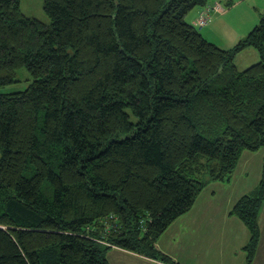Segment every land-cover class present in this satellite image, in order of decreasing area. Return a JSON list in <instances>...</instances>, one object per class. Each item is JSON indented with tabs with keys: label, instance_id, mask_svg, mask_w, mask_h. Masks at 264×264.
I'll list each match as a JSON object with an SVG mask.
<instances>
[{
	"label": "trees",
	"instance_id": "trees-1",
	"mask_svg": "<svg viewBox=\"0 0 264 264\" xmlns=\"http://www.w3.org/2000/svg\"><path fill=\"white\" fill-rule=\"evenodd\" d=\"M214 2L45 0L46 23L0 0V88L33 79L0 92V264H111L113 246L171 263L161 235L264 148V17L224 50L187 21ZM262 174L232 209L249 262Z\"/></svg>",
	"mask_w": 264,
	"mask_h": 264
},
{
	"label": "crops",
	"instance_id": "crops-1",
	"mask_svg": "<svg viewBox=\"0 0 264 264\" xmlns=\"http://www.w3.org/2000/svg\"><path fill=\"white\" fill-rule=\"evenodd\" d=\"M257 6L259 5L257 4ZM262 7L264 11V5ZM199 12L200 10L197 11L198 17ZM198 17L192 18L193 21L195 22ZM250 22L248 21L247 24H253V22ZM243 35L238 33L235 41L241 40L244 37ZM250 154L252 152L243 151L230 178L211 182L204 187L196 198L193 207L186 214L176 218L161 235L156 246L163 254L169 256L172 260L171 263L154 260L121 247H112L109 250L108 261L111 264H264V203L258 215L261 235L251 262H249L247 256V246L251 239V233L247 225L232 214L234 205L244 195L252 194L257 189L263 176L264 160L261 163L263 167L260 169L259 166L260 171H257L256 174L258 183L255 184V188H252L253 185L249 184H242L243 189L236 186L239 173L241 175L248 173L244 168L250 163L244 158ZM262 155L264 159V154ZM236 172L238 173L237 177ZM223 193H225V207L221 209L212 208V203ZM198 204H207L208 208L202 205L199 207ZM197 206L199 207L198 210H196Z\"/></svg>",
	"mask_w": 264,
	"mask_h": 264
},
{
	"label": "rangeland",
	"instance_id": "rangeland-1",
	"mask_svg": "<svg viewBox=\"0 0 264 264\" xmlns=\"http://www.w3.org/2000/svg\"><path fill=\"white\" fill-rule=\"evenodd\" d=\"M217 1L223 3L225 12H222L221 14H214L215 16L209 24L202 27L198 26V29L201 31L202 35H204L205 38H207L211 43H215L216 45H218L221 49H232L240 41H235L238 33L244 34V37L242 38L244 39L249 34V31L259 25L260 20L264 17V11L262 9V6L264 5L262 3L264 2V0ZM257 4L259 6H257ZM232 5H234V7H232ZM20 9L27 17H33L38 19L39 21L41 20L46 23L51 22L45 10V0H21ZM198 10L199 9L191 11L190 16L187 17V21L189 23L194 22L192 18L198 17ZM248 21L253 22V24H247ZM259 58L260 55L258 50L254 47H249L248 49L238 53V55L235 57V64L237 65L238 69L245 70L261 61ZM17 79L19 80L18 83L8 85V87L0 88V92L6 94L20 92L27 89L33 81L32 75L26 67H22L19 69L17 73ZM129 112L131 113V118L136 121V117L133 115L132 111L130 110ZM262 154H264V148L255 150L254 152H252V154L244 158V160L247 159L250 164L246 165V168H244V170H247V174L243 173L241 175L239 173V177L236 181V186L238 188L243 189L244 187L242 186V184L253 185L252 188H255V184L258 183V178L256 175L257 171H260L261 167H263V164H261L264 160ZM259 166L260 169H258ZM235 174L237 177L238 173L236 172ZM224 196L225 193L221 194V196L218 197L214 203H212V208H224ZM200 205L208 208L207 204H198L199 207ZM199 207L196 210H198Z\"/></svg>",
	"mask_w": 264,
	"mask_h": 264
},
{
	"label": "built area",
	"instance_id": "built-area-1",
	"mask_svg": "<svg viewBox=\"0 0 264 264\" xmlns=\"http://www.w3.org/2000/svg\"><path fill=\"white\" fill-rule=\"evenodd\" d=\"M225 12L223 5L219 2H214L202 10L200 18L195 22L197 26L202 27L207 25L213 19V14ZM114 217H111V219ZM105 243V242H104Z\"/></svg>",
	"mask_w": 264,
	"mask_h": 264
},
{
	"label": "clouds",
	"instance_id": "clouds-1",
	"mask_svg": "<svg viewBox=\"0 0 264 264\" xmlns=\"http://www.w3.org/2000/svg\"><path fill=\"white\" fill-rule=\"evenodd\" d=\"M220 3V2H219ZM222 4V3H221ZM223 5V4H222ZM226 10V9H225ZM221 14V13H220ZM196 22V21H195ZM113 247H116V246H113Z\"/></svg>",
	"mask_w": 264,
	"mask_h": 264
}]
</instances>
